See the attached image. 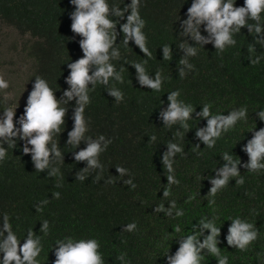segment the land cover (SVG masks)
I'll use <instances>...</instances> for the list:
<instances>
[{
  "label": "trees",
  "instance_id": "16d2710c",
  "mask_svg": "<svg viewBox=\"0 0 264 264\" xmlns=\"http://www.w3.org/2000/svg\"><path fill=\"white\" fill-rule=\"evenodd\" d=\"M108 2L122 11L131 4V0ZM192 2L141 0L139 12L146 21L143 31L151 58L145 57L133 41L127 47L123 44L120 25L127 22L130 12L120 21L112 17L118 23L116 43L120 58L111 62L118 71L122 66L125 71L123 83L112 80L108 87L119 89L123 100L117 102L104 85L97 84L89 92L91 103L84 112L89 129L86 137L98 139L103 135L111 141L99 156L102 171L89 169L82 173L86 177L84 181L76 178L87 163L74 159L75 152L86 148L83 141L77 148L67 145L68 132L74 127L75 99L61 104L68 112L65 126L54 138L63 154V162L57 160L52 165L60 168L57 176H49L48 169L36 171L31 155L22 151L25 141L17 138L15 148L4 145L8 154L0 162V228L2 216L7 213L21 244L28 229H33L43 245L38 257L40 264H54L55 241L66 236L97 239L104 264H167L165 256L175 254L178 239L191 234L193 225L202 217L211 219L214 215L219 217L216 226L221 228L217 246L228 257V264H264V170L249 172L244 168L249 158L242 151L252 139V131L264 128V122L256 115L264 110V45L255 43L261 37L254 38L247 28L234 35L236 45L223 53L218 54L213 44L196 45L191 37L181 35V24L187 19ZM243 3L244 0H236L237 7ZM74 10L70 0H0V23L28 37L25 55L31 62L28 94L16 110L14 122L23 114L36 76L48 82L58 100L69 90L68 64L83 57L79 47L82 38L71 31L70 13ZM200 31L207 36L203 25ZM185 42L197 47V55L187 57L194 70L185 68L186 75L180 78L179 69L184 66L179 60L184 56L181 48L187 46ZM166 44L171 45V60H163L162 46ZM250 44H254L255 51L248 50ZM257 56L260 62L251 64L250 60ZM145 59L150 76L160 71L165 78L159 92L142 87L135 68L130 65ZM176 90L180 92L178 99L191 104L196 113L202 111L204 104L212 106L213 114L224 115L247 107V119L222 135L215 147L207 148L195 135L198 128L206 127L207 121L197 119L195 113L188 121V129L164 126L160 119V111L168 107V94ZM9 106L8 102L0 101V116ZM153 135L156 140L150 142ZM169 142L178 144L184 152L176 154L173 164L180 183L172 185L171 195L163 198L167 173L162 158ZM225 152L235 160L240 159L239 172L245 182L237 185L235 180L239 177L232 178L212 197L208 194L212 187L209 179L215 178L216 169L223 166L221 156ZM117 166L127 169V174L119 175ZM110 178L114 182L106 183ZM129 179L136 185L135 189L124 183ZM56 192L60 193L59 199L53 197ZM45 199L49 201L46 205L42 204ZM210 199L215 200L211 207ZM172 200L176 201L177 209L183 210V216L176 217V209L172 216L155 211L161 204L167 208ZM36 205L43 211L36 212ZM236 217L252 223L260 233L244 252L227 244L229 218ZM44 220L49 222L47 234L40 232ZM133 222L137 224L134 232L123 231L125 225ZM177 224L182 229L179 234L173 231ZM122 253L126 254L123 262L117 259ZM202 264H217V261L205 252Z\"/></svg>",
  "mask_w": 264,
  "mask_h": 264
},
{
  "label": "clouds",
  "instance_id": "9594fccd",
  "mask_svg": "<svg viewBox=\"0 0 264 264\" xmlns=\"http://www.w3.org/2000/svg\"><path fill=\"white\" fill-rule=\"evenodd\" d=\"M70 3L75 8L70 13L71 31L82 38L79 41V47L83 52V57L68 64L70 71L66 83L69 85V90L64 91L63 97L58 100L48 82L36 76L33 89L27 98L26 107L18 121L14 122L17 109L14 110L10 106L3 109V115L0 116V162H3L8 154L4 145L15 148L18 138L25 141L22 151L25 155H31L36 171L44 172L48 169V175L52 177L60 174V168L52 166L54 161L63 162L59 143L54 142V138L66 122L68 109L62 107L61 104H68L75 99L74 127L68 132L67 145L77 148L82 141L86 144V148L74 153L76 162L87 163V167L76 174L78 180L84 181L86 177L82 173L89 169L103 170L99 156L111 143L103 135L98 139L86 137L89 129L84 112L91 103L89 92L94 90L97 84H102L107 88L109 96L114 97L117 102L123 100V93L119 89L108 87L112 80L123 83L122 73L125 71L123 66L118 71L111 62L120 58V50L116 43L118 23L112 17H118L120 21L124 19L125 13L130 12V15H127V22L120 25L123 44L127 47L129 42L133 41L147 58H151L152 53L147 46V36L143 31L146 21L141 18L139 12L141 0H131V4L123 11L120 7L110 5L108 0H70ZM202 25L207 36L201 34ZM181 27L183 29L181 35L191 37L196 45L213 44L218 54L236 45L234 35L240 33L242 28H247L254 38L261 37L255 43L264 45V0H244L242 7L236 6V0H193L187 10V19L182 22ZM185 43L187 46L181 48L184 56L179 60L180 65L184 66L179 69L180 78L185 77V68L194 70V65L188 62L187 57L197 55V47ZM248 50L255 51L254 44H250ZM162 51L163 60L172 59L171 45H163ZM250 61L253 65L258 64L260 57L257 56L256 59ZM146 64L147 59L130 63L131 67L135 68L136 78L142 87L154 92L161 91L165 78L160 71H157L154 77L150 76ZM9 87V82L3 75H0V91H6ZM179 96V90L168 94V107L160 111V119L164 126L179 125L182 129H188V121L193 119L195 113L197 119L207 121L206 127L198 128L195 133L207 148L215 147L222 135L234 129L237 122L247 119V107L234 109L228 115H224L213 114L212 106L204 104L202 111L196 113L195 108L179 100ZM256 115L260 121L264 122V110L258 111ZM17 123L19 127H16ZM252 133V139L242 149L249 158L243 167L249 172H259L264 170V128L258 131L254 129ZM179 134L178 130L177 135ZM149 139L150 142H154L156 136L153 135ZM197 147L199 148V145ZM183 152L184 149L178 144L173 142L167 144V151L162 158L167 173V185L163 191V198L171 195L172 185L180 183L174 175L173 164L176 154ZM221 157L224 161L223 166L216 169L215 178L209 179L212 187L208 194L212 197L226 187L232 178L239 177L235 180L237 185H243L245 182L239 172L240 159L235 160L228 152L223 153ZM116 171L119 175L127 174V169L123 167L117 166ZM113 182L111 178L106 181V183ZM124 183L130 185L132 189L136 187L131 179ZM53 197L59 199L60 193H53ZM48 203L47 199L42 201V204ZM208 204L211 207L215 204V200L210 199ZM35 208L36 212L43 211L40 205H36ZM173 209H176V217L184 215L183 210L176 208L175 200L170 201L167 208L163 204L158 205L155 211L172 216ZM217 219L219 217L215 215L211 219L205 216L193 225L191 234L178 239L179 248L175 254L169 255L168 253L165 256L167 264H202L205 252L214 256L217 264H228V257L222 255L221 249L217 246L220 243L218 237L221 229L216 226ZM229 219L231 225L226 237L228 246L241 252L247 251L249 246L259 238V230L252 223L239 217ZM41 224L40 232L47 234L49 222L44 220ZM136 229L135 222L123 227L125 232H134ZM173 231L179 234L182 229L177 224ZM205 232L209 234L205 235ZM201 238H203L202 242ZM54 245V264H104L100 242L95 238L75 239L66 236L56 240ZM42 251L41 238L34 233L33 229H28L21 244V240L13 231L9 215L3 214L2 228H0V254H2L0 264H40L38 257ZM125 255L122 253L117 259L123 262Z\"/></svg>",
  "mask_w": 264,
  "mask_h": 264
},
{
  "label": "rangeland",
  "instance_id": "374dc122",
  "mask_svg": "<svg viewBox=\"0 0 264 264\" xmlns=\"http://www.w3.org/2000/svg\"><path fill=\"white\" fill-rule=\"evenodd\" d=\"M27 42L28 37L0 23V75L10 84L6 91H0V101L8 102L14 110L23 104L28 94L31 62L25 55Z\"/></svg>",
  "mask_w": 264,
  "mask_h": 264
}]
</instances>
